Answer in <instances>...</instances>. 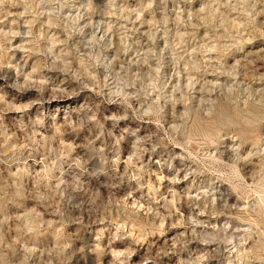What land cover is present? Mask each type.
Returning a JSON list of instances; mask_svg holds the SVG:
<instances>
[{
	"label": "rangeland",
	"instance_id": "1",
	"mask_svg": "<svg viewBox=\"0 0 264 264\" xmlns=\"http://www.w3.org/2000/svg\"><path fill=\"white\" fill-rule=\"evenodd\" d=\"M0 264H264V0H0Z\"/></svg>",
	"mask_w": 264,
	"mask_h": 264
}]
</instances>
